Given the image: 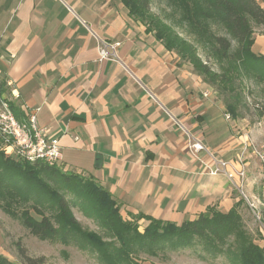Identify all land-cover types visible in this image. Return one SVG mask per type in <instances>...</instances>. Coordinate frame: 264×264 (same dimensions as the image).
I'll use <instances>...</instances> for the list:
<instances>
[{"label": "crops", "instance_id": "obj_1", "mask_svg": "<svg viewBox=\"0 0 264 264\" xmlns=\"http://www.w3.org/2000/svg\"><path fill=\"white\" fill-rule=\"evenodd\" d=\"M78 18L120 42L125 67L99 60ZM1 82L0 96L19 120L40 107L39 126L61 146L56 167L93 179L124 218L144 214L180 224L238 200L225 176L207 173L209 157L189 152L166 111L222 158H234L252 139L236 135L238 124L225 117L213 88L123 0H0ZM245 155L249 188L252 155Z\"/></svg>", "mask_w": 264, "mask_h": 264}, {"label": "trees", "instance_id": "obj_2", "mask_svg": "<svg viewBox=\"0 0 264 264\" xmlns=\"http://www.w3.org/2000/svg\"><path fill=\"white\" fill-rule=\"evenodd\" d=\"M123 3L134 19L143 23L166 49L190 63L210 86L225 77L213 80L210 66L201 62L189 40L180 37L165 20L193 34V40L199 46L205 45L208 55L249 69L257 79L264 80V53L256 55L251 48L253 28L264 27V7L257 0H165L172 10H163V18L151 12L152 0H123ZM217 89L224 95L226 111L235 115L240 96L236 94L238 99L234 102L231 95L235 94L228 95L232 93L231 87L219 84ZM3 92L1 82L0 95ZM8 157L0 151V207L39 239H78L82 247L89 246L95 251L101 264H141L138 259L141 254L163 255L194 245L201 246L209 257L223 253L228 264H264V248L240 231L237 206L241 199L226 213L211 206L195 219L180 224L144 214L128 220L123 219L110 194L93 179L40 161L18 162ZM45 176L53 178L57 187L50 185ZM71 205H77L85 213L89 209L86 214L97 219L114 241L104 242L99 235L82 230ZM31 211L39 217L32 216ZM141 218L148 222L139 230L136 221ZM18 254L26 264L31 261L22 246L18 247ZM0 264L12 263L0 256Z\"/></svg>", "mask_w": 264, "mask_h": 264}, {"label": "rangeland", "instance_id": "obj_3", "mask_svg": "<svg viewBox=\"0 0 264 264\" xmlns=\"http://www.w3.org/2000/svg\"><path fill=\"white\" fill-rule=\"evenodd\" d=\"M257 1L264 7V0ZM163 10L168 11L172 9L165 3V0H152V13L159 14L158 17L163 18ZM165 22L180 37L189 40V43L193 46L195 54L201 62L210 66L214 74L212 77L213 80L222 76L225 77L222 79V82L217 81V83L211 85L223 105H225L224 95L218 91L217 85L231 87L232 93L229 92L228 95L235 94L231 95L234 102H237L236 99H238L236 94L240 96V102L238 103L235 115L229 114V118L234 119L238 124L236 135L246 133L252 139L253 145L256 147L264 145V80L257 79L255 73L249 69L234 66L233 63L228 64L215 56L208 55L205 45L199 46V43L193 40V34H187L185 31H181L179 26L169 20H165ZM252 34L254 42L251 48L253 52L256 55L263 54L261 50H264V27H254ZM186 63L195 72L194 67L188 62ZM231 66L233 67L231 71L224 73L225 69ZM251 158L252 162L250 163V167L253 171L251 187L244 186L242 188L245 197L240 192L236 193L237 199H241V203L237 206V212L240 216V231L247 234L252 243L258 244L259 246L262 245L261 247L264 248V207L260 200L261 171L256 159L253 156ZM39 166L38 164L37 167ZM46 180L50 185L57 187L53 178L47 176ZM32 181L35 180L32 178ZM245 198L254 203L260 211V219H257L254 215ZM230 209L231 207L227 210L219 211L226 213ZM71 210L82 230L96 234L97 236L99 235L104 242L114 241L113 239H109V233L99 225L97 219L87 215L89 209H87L88 211L85 210L87 211L86 214L77 205H71ZM118 211L120 213L119 206ZM45 212L47 213V210ZM31 215L35 218L39 217V214L33 211H31ZM123 219L127 218L123 217ZM141 219L136 221L139 230H142L148 222ZM128 220L136 219L131 218ZM19 246H22L26 254L31 258V261L27 264H101L96 258L95 251L91 250L89 246L82 247L80 240L39 239L29 229L21 225L17 219L4 212L0 207V256L12 264H26L18 254ZM138 259L141 264H228V258L223 253L209 257L201 250V246L198 245L174 251L171 250L163 255L159 253L157 256L141 254Z\"/></svg>", "mask_w": 264, "mask_h": 264}, {"label": "built area", "instance_id": "obj_4", "mask_svg": "<svg viewBox=\"0 0 264 264\" xmlns=\"http://www.w3.org/2000/svg\"><path fill=\"white\" fill-rule=\"evenodd\" d=\"M80 24L88 31L95 42L99 60H112L122 67L125 64L118 55L120 42L110 41L98 34L87 22L78 18ZM11 94L13 90H11ZM40 107L27 108L25 118L19 120L10 107L9 102L0 96V149L6 156L18 161H40L48 166H57L62 159L61 146L57 137L46 135L37 121V112ZM167 115L173 123L187 138V147L191 154H203L212 160V164L207 166V173L211 175L222 174L243 196V179L247 171L246 153L256 159L261 171V192L260 200L264 207V145L256 147L252 143L248 144L234 158H222L212 152L203 141L185 127L177 118L169 112ZM229 114L225 117L229 118ZM249 148V149H247ZM246 202L252 209L257 219H260V211L254 203L247 198Z\"/></svg>", "mask_w": 264, "mask_h": 264}]
</instances>
